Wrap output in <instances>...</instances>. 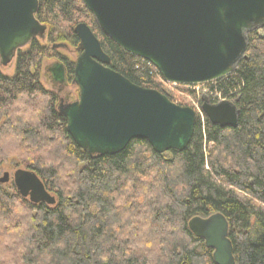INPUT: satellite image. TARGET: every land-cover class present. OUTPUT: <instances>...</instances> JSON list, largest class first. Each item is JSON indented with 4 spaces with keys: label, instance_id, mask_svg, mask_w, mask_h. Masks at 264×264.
I'll list each match as a JSON object with an SVG mask.
<instances>
[{
    "label": "trees",
    "instance_id": "1",
    "mask_svg": "<svg viewBox=\"0 0 264 264\" xmlns=\"http://www.w3.org/2000/svg\"><path fill=\"white\" fill-rule=\"evenodd\" d=\"M38 2L44 40L16 53L13 76L0 73V163L17 160L56 203L33 205L13 185L10 193L0 187V264H214L212 250L188 229L191 219L214 214L228 222L235 264H264V29L247 36L245 59L232 74L205 85L210 104L216 95L234 104L235 127L196 116L183 152L159 155L133 140L117 155L91 157L67 134L57 95L40 82L53 45L78 46L80 22L112 71L187 105L165 91L147 62L105 37L79 0ZM58 60L71 83L74 63Z\"/></svg>",
    "mask_w": 264,
    "mask_h": 264
},
{
    "label": "water",
    "instance_id": "2",
    "mask_svg": "<svg viewBox=\"0 0 264 264\" xmlns=\"http://www.w3.org/2000/svg\"><path fill=\"white\" fill-rule=\"evenodd\" d=\"M79 1L105 37L149 63L165 83L178 86L205 85L229 76L245 59L247 36L264 29V0ZM38 9V0H0V67L11 65L33 40H44L46 27L36 20ZM73 32L79 54L71 85L78 99L58 106L73 142L91 157L117 155L133 140L146 141L159 155L183 152L193 136L195 112L112 71L110 58L87 25L78 24ZM49 72L66 84L62 63L52 64ZM201 112L214 126L237 125L238 112L231 102L212 105L203 99ZM10 180L30 204L55 205L34 173H5L0 184ZM188 229L212 250L214 264H235L222 215L195 217Z\"/></svg>",
    "mask_w": 264,
    "mask_h": 264
},
{
    "label": "rangeland",
    "instance_id": "3",
    "mask_svg": "<svg viewBox=\"0 0 264 264\" xmlns=\"http://www.w3.org/2000/svg\"><path fill=\"white\" fill-rule=\"evenodd\" d=\"M79 24L87 25L86 22H80ZM62 44L66 46V49H62V48L54 49V51H52L53 52L52 55H54V56L45 59L43 61V63H42L41 69H40V82H41V84L43 85V87L46 90L53 91L55 94H56V91L55 90H51V84L47 83V81L43 77L45 75V68L50 66L53 63L60 62L58 60V56L61 57V58H65L67 61L72 62V63L75 64V61H76V59L78 57V54H79L77 52V48H76L78 46H72L69 43H62ZM78 44H79V41H78ZM43 45H45V43H43ZM48 48H49V50H51L49 46H48ZM0 73L5 75V76H13V74H14V61L12 62L11 65H9V66H7L5 68L0 67ZM163 86H164L165 91L167 93H169L173 98H175L176 101L184 103L185 105H187V108H190V109H192L195 112L196 116L200 117V113H202L201 112L202 104L199 105V106L197 105L198 102L196 101L197 100L196 97L199 95V97L201 99L208 98L206 87L198 88L197 89L198 91H195L197 96L196 97H192V96H190V95H188V94H186L184 92L179 91V89L177 90V89L171 88V87H169V86H167L165 84H163ZM65 97H70V98L72 97L74 101H77V99H78V90H77V88L72 86L70 82H69L68 87L66 88L65 95H63L62 99L65 98ZM202 103H203V100H202ZM57 106H59V98H58ZM18 164H19L18 161L15 160V159H10V160H8L5 163H0V179L3 177V175L5 173L9 174L10 177H12V175L17 170H25L21 165H18ZM11 185H13V183L10 180L9 183H7V184H3V185L0 184V187L2 189H4V190H7L10 193L11 192V189H10ZM51 196L54 197L53 194ZM21 199L24 200V201L29 202L28 199H23V198H21Z\"/></svg>",
    "mask_w": 264,
    "mask_h": 264
},
{
    "label": "flooded vegetation",
    "instance_id": "4",
    "mask_svg": "<svg viewBox=\"0 0 264 264\" xmlns=\"http://www.w3.org/2000/svg\"><path fill=\"white\" fill-rule=\"evenodd\" d=\"M56 63H61V62H56ZM55 64V63H53ZM52 66V64L48 67L45 68V75L43 76L44 79L47 81V83L51 84V90H55L56 94L59 98V103L60 101H63L64 104H69L74 102L73 98L71 97H65L62 99L63 95H65L66 88L68 87L69 83L66 77V84L65 83H59L56 82V80L53 78L52 74L49 72V68ZM66 72V70H65Z\"/></svg>",
    "mask_w": 264,
    "mask_h": 264
},
{
    "label": "built area",
    "instance_id": "5",
    "mask_svg": "<svg viewBox=\"0 0 264 264\" xmlns=\"http://www.w3.org/2000/svg\"><path fill=\"white\" fill-rule=\"evenodd\" d=\"M149 64V63H148ZM150 65V64H149ZM151 66V65H150ZM152 67V66H151ZM157 72V71H156ZM157 74L159 75V73L157 72ZM160 76V75H159ZM161 81H162V83L163 84H165V85H167V86H169V87H171V88H174V89H176V87H186V88H192L194 91H198L197 89L198 88H200V87H205V85H198V86H178V85H173V84H168V83H165L162 79H161ZM212 83H214V82H212ZM214 98H217V102H216V104H218V103H221V102H223V101H226V100H223L219 95H216ZM198 106H199V104H197ZM199 111V110H198ZM200 119L201 120H203V114L202 113H200Z\"/></svg>",
    "mask_w": 264,
    "mask_h": 264
},
{
    "label": "bare ground",
    "instance_id": "6",
    "mask_svg": "<svg viewBox=\"0 0 264 264\" xmlns=\"http://www.w3.org/2000/svg\"><path fill=\"white\" fill-rule=\"evenodd\" d=\"M156 70V69H155ZM157 71V70H156ZM161 78V77H160ZM162 79V78H161ZM210 84V83H209ZM203 114V113H202ZM204 116V115H203Z\"/></svg>",
    "mask_w": 264,
    "mask_h": 264
}]
</instances>
